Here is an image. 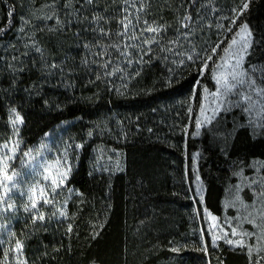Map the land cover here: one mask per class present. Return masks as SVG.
<instances>
[{
	"label": "trees",
	"instance_id": "trees-1",
	"mask_svg": "<svg viewBox=\"0 0 264 264\" xmlns=\"http://www.w3.org/2000/svg\"><path fill=\"white\" fill-rule=\"evenodd\" d=\"M203 1L144 0L141 19L166 25L164 39L147 55L131 49L133 63H120L121 70L109 76L84 47L95 43L94 33L83 30L85 24L39 33L42 60L15 38L18 3L0 0V50L7 45L0 52V143L10 137L9 110L14 108L24 120L20 136L26 146L68 121L66 134L79 145L67 182L73 192L66 215L35 223L24 217L14 225L26 264H250L241 250L212 244L191 172L192 154L200 143L193 132L202 89L214 86L212 70L229 34L199 51L181 54L182 37L171 52L161 50L171 47L168 41L177 37L184 12L196 14L205 8ZM121 2L97 0L86 14L91 16L94 8L119 17L115 4ZM241 3L228 0L208 16L223 18L233 29L247 23L254 39L252 54H264V0H249L248 9L231 25ZM204 24L192 27L200 31ZM26 51L30 54L21 55ZM44 61L57 68L45 69ZM240 134L230 150L238 147ZM246 142V152L264 157V140ZM213 167L210 160L200 173L207 184L206 207L219 214L222 189ZM4 257L0 247V264Z\"/></svg>",
	"mask_w": 264,
	"mask_h": 264
},
{
	"label": "rangeland",
	"instance_id": "rangeland-1",
	"mask_svg": "<svg viewBox=\"0 0 264 264\" xmlns=\"http://www.w3.org/2000/svg\"><path fill=\"white\" fill-rule=\"evenodd\" d=\"M15 1L19 7V24L14 33L15 38L17 37L23 45L32 43V40L36 41L39 33L50 34L52 32L48 31L46 25L55 26L54 19L47 21L38 19V17L51 13V9L46 7L50 0ZM227 3L228 0H207L205 8L196 14L192 15L189 10H186L183 14L184 16L190 13L196 23L204 22L205 28L199 31L195 25L194 28L192 27V36L188 40L182 41L177 49L181 54L188 50H203L207 43H213L216 38L220 39L229 34V39L221 50L212 70L214 86L211 89L203 88L201 93V102L193 132V137L200 140L198 149L192 154L193 189L195 197L202 205L205 225L212 244L239 249L248 256L249 261H258L259 264H264V232L261 231V226H264V196H259V193L264 191V157L251 156L253 152H246L245 150L246 141L255 145L256 142L264 140V104L261 103L264 100V95L258 94L259 89L264 87V54H252L254 39L247 23L242 22L233 29L230 25L225 24L221 17L218 19L209 18V10L223 8ZM122 7V2L120 5L115 4L117 10ZM130 10L135 12V8ZM57 11L61 20L69 18L65 17V11L67 10L63 8V0H58ZM116 14L120 16L122 13L117 11ZM25 19L29 21L28 24H24ZM115 22L116 20L113 19L110 24H104L103 26L115 32L119 27ZM243 24H247L251 33L250 46L244 53L241 69L246 71V75L243 77L246 83L233 88L232 93L225 94L224 89L217 84L214 76H219L222 83L225 77L231 80L229 73L233 71L238 56L226 54L224 49L228 47L234 37L239 40V37L235 34L239 31V26ZM21 26L25 29L23 33L19 31ZM36 26H40L43 30ZM229 27H231V31H228ZM180 30L187 31L183 28H180ZM58 32L53 31V33ZM85 33H88V31H85ZM26 34L31 36L32 39L28 40ZM112 39L115 40L116 37L113 36ZM6 48L7 45L2 47L3 50ZM239 48L240 44L233 46L232 52H237ZM133 50L137 51L139 49L133 48ZM99 51L100 49L95 47L89 50L92 60H99V57L95 55ZM109 51L113 52V63L109 65V68L113 71V65L120 67L124 58L118 57L113 49H109ZM226 61L227 63H225ZM110 69L108 70L110 71ZM251 81H255V85L250 88L248 83ZM236 92L240 94L236 95ZM214 93L215 95H213ZM247 95H251V101L245 98ZM70 124L71 121H68L54 126L30 146H26L20 136L22 125H18L19 132L16 134L13 133L11 126L10 137L0 143V146L8 142L19 145L14 158L9 161L8 169L9 175L13 171L19 173V176L14 177V180H18L19 183L9 193L11 199L6 198L7 204L0 203V247L7 254L4 257V264H26L23 248L16 249L18 240L14 235V225L21 218H32L35 210L33 212H25L24 210L25 205L30 207L29 189L36 182L41 185L50 183V181L43 180L41 174L51 175L54 173L55 167L50 172H45V167L49 164L55 165L56 161H60L62 170H68L67 178L64 180L63 185L57 189L58 194L55 195L53 203L48 205L41 203L39 207L45 218H63L64 216L59 215V211L66 213L68 199L73 192L67 182L79 152V145L72 143L66 134ZM239 132H241L239 145L235 150H230V146ZM247 137H250V140ZM12 143H9L10 148ZM0 151H3L2 147H0ZM26 152H30V155L25 156L24 153ZM8 154L12 155V152ZM115 159L119 163L118 155H115ZM210 160L214 165L213 174L217 180L216 183L222 189L219 214L211 212L205 204L207 184L201 176L200 166L202 164L206 165ZM0 180H3L2 176H0ZM0 196H4L3 187H0ZM8 204L13 207L8 208ZM233 228L236 229L237 235H232ZM245 232H252L255 235L249 237L244 235ZM225 233L228 234L227 237ZM213 236L219 238L213 240ZM227 239L242 240L245 247L229 245L226 243ZM249 249H251V255H249Z\"/></svg>",
	"mask_w": 264,
	"mask_h": 264
},
{
	"label": "snow or ice",
	"instance_id": "snow-or-ice-1",
	"mask_svg": "<svg viewBox=\"0 0 264 264\" xmlns=\"http://www.w3.org/2000/svg\"><path fill=\"white\" fill-rule=\"evenodd\" d=\"M57 3L58 0H50V2L46 5V7L51 9L50 14H46L42 17H38V19H43L45 21L47 20H55V26H48V31H60L63 29L65 25H72L73 23L77 24H85L86 27L83 29L84 31H91L94 33V41L92 42H86L84 47L86 49L91 50V48H99L100 51L95 53L96 56L99 57V60L96 61L99 67L103 68L105 70V75H113L114 72H119L121 69L118 65H113L114 71H109V65H112V57L113 52L109 51V49H113L116 54H118V57H123L124 59L121 61V63L127 62L128 64L133 63V60L131 59L133 53L130 51L133 48L140 49L141 52L144 55H147L148 52L152 50L153 44H161V42L164 39V36L162 35L164 32H166V25L160 24L158 21H148L147 19H141L142 13L146 12V5L144 3V0H122L123 7L118 9L120 13H122L119 17L116 16H105L102 14H99L95 12L93 8V14L91 16L87 15V10L89 9V6H95L97 3V0H63V8L66 9L65 11V17H69L66 20H61L59 18V14L57 11ZM165 3H167V0H165ZM190 4H195L196 0H189ZM207 0H205V4L203 6H206ZM78 5V7H77ZM249 7V0H242L241 5L234 10L235 17L231 20V25H236L237 20L239 17L243 14L245 10H247ZM135 8V12L131 11L130 9ZM9 16H12L13 13L9 12ZM115 19L117 24L119 25L118 29L113 32L110 28L106 29L103 25L104 24H110L111 21ZM179 25L180 28L187 29V31L180 32V28L177 29V37L175 39H172L168 41V44L171 45V47L163 48L161 50H166L171 52L173 50V47L180 43L181 37L184 40H188L191 35V27L196 22L193 20L190 13L185 14L184 16L180 17L179 19ZM29 21L27 19L24 20V24H28ZM40 30H43V28H40V26H36ZM4 29L0 28V33H2ZM20 32H25V29L23 26L19 29ZM228 31H231V27L228 28ZM79 35V33H77ZM27 36V34H26ZM115 36L116 39L113 40L112 37ZM235 36L239 37V40H237L235 37L231 40V42L228 44V47L224 49V52L226 54H232L238 56V59L236 60L235 65L233 66V71L229 73L231 76V80H228L227 77L224 78V82H221V78L219 76H214V79H216V82L222 89H224V93H232L233 88H237L238 86L244 85L246 83L245 77L246 71L241 70L242 69V61L244 59V53L247 51V49L250 46V37L251 33L248 30L247 24H243L239 26V31L236 32ZM28 40H31V36H27ZM107 41V42H106ZM240 44V48L237 52L233 53L232 49L233 46ZM25 47L30 49L31 51H35L40 54L41 59L44 58V51L39 47L38 42L32 40L31 44H25ZM217 47H219L217 45ZM213 54L216 52V48L212 49ZM30 52L26 51L22 53L21 55L27 56ZM17 57L13 56V60H16ZM143 57L141 56L140 61H136L137 63L141 62ZM188 59H192V56L189 55ZM208 59H211V56L208 57ZM227 63V61L225 62ZM10 68L13 67V65H9ZM44 67L45 69H56L57 64L53 63L51 65L47 64V61H44ZM204 67L207 68V62H205ZM20 71L23 69L20 68ZM49 74H55L50 72ZM99 78V77H98ZM255 85V81H251L248 83V86L251 88ZM236 95H239V92L235 93ZM258 94L264 95V87H261L258 91ZM215 95V93L213 94ZM247 100L251 101L252 97L251 95H247L245 97ZM262 104H264V100L261 101ZM251 111V109H249ZM9 123L12 126L13 133L16 134L19 132L18 125H22L24 123L23 117L16 111V109L12 108L9 110ZM199 127V124H198ZM8 142L3 144L2 149L3 151H0V176L3 177V180H0V187H3L4 189V196H0V203L7 204V199H11V196L9 193L17 187V184L19 183L18 180H14V177L19 176V173L13 171L11 175L8 174L9 169V161L12 160L15 156V151L18 149L19 145L17 143H12V147H9ZM12 152V155H9L8 153ZM25 156H29L30 152L24 153ZM55 167V172L51 175H42L43 180L50 181L49 184L41 185L39 182H36L31 186L29 189L30 195H29V201H30V207L28 205H25L24 210L25 212H33L32 215V221L35 223L37 220L44 221L45 216L43 211H41L39 205L42 203L44 205L52 204L55 195L57 193V189L63 185L64 180L67 178L68 170H62V166L60 165V161H56L55 165L49 164L45 167V172H50L51 169ZM11 182V183H9ZM50 189V191H49ZM39 190V191H38ZM259 196H264V191L259 193ZM7 198V199H6ZM8 208L13 207L12 205L8 204ZM59 211V210H58ZM55 215V213H53ZM60 216H65L66 213L63 211H59ZM69 232L72 230V225H68ZM261 231L264 232V226H261ZM227 233H225V236L227 237ZM232 235H237L236 229L233 228ZM244 235H247L249 237L255 235V233L252 232H245ZM219 237L213 236V240L218 239ZM226 243L229 245H232L234 247H245L242 240L233 241L231 239H227ZM22 244L20 241L16 242V249H21ZM7 255V254H5ZM249 255H251V249H249ZM250 264H259L258 261H251Z\"/></svg>",
	"mask_w": 264,
	"mask_h": 264
}]
</instances>
